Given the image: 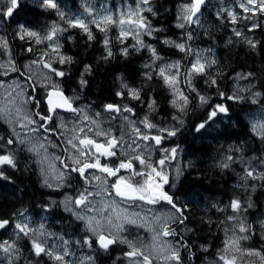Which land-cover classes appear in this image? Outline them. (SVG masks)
<instances>
[{
    "label": "trees",
    "instance_id": "trees-1",
    "mask_svg": "<svg viewBox=\"0 0 264 264\" xmlns=\"http://www.w3.org/2000/svg\"><path fill=\"white\" fill-rule=\"evenodd\" d=\"M237 1L207 0L198 22L179 28V9L190 0H151L152 11H145L144 15L158 31L141 34L140 39L155 48L159 58L147 47L137 45L132 37L123 42L115 26H108V31L102 32L91 23L89 30L93 39H89L83 29L69 27L67 21L83 11L79 0H56L58 10L42 7L37 0H21L11 17L0 20V33L5 36L7 49L20 71L47 51L46 44L37 43L35 38L24 36L21 39V27L39 33H46L53 25L67 29L57 33V41L61 53L65 58L70 57L71 62L60 65L57 59L53 63L65 73L60 78L61 89L67 95L77 94L83 102L102 112L106 111L107 104L121 103L138 117L148 115L149 111L156 114L154 120L165 117L172 121L175 113L171 107L172 94L159 68L162 62L178 61L184 76L192 60L201 58L205 71L192 79L195 98L183 117L179 133L172 139V143L183 149L185 166L174 187V200L182 209L184 220L170 224L175 235L167 238L179 249L182 264H205L210 259H219L222 254L228 256L224 250L226 229L234 221L228 219L230 216L248 226L249 230L244 232L247 239L243 241L246 250L259 252L264 257V179L246 178V170H254L257 177L264 173V139L254 134L250 123L253 113L264 114V13L251 14L243 10V15L235 14L233 22L229 8ZM5 3L6 0H0V7ZM58 11L66 14L63 19ZM105 38L109 41L107 46ZM248 41L254 42L255 47ZM175 44H184L186 50L181 51ZM125 48L127 55L123 52ZM109 50L111 57H108ZM239 73L249 77L259 89V96L235 89ZM81 80L86 83L82 85ZM125 84L137 90L140 98L128 95ZM29 85V94L40 101L38 107L31 102L32 109L47 115L44 89L34 81ZM188 89L186 91L191 93ZM118 92L123 95L118 96ZM200 96L206 97L207 103H201ZM230 96L236 98L228 99ZM218 104L227 107L228 112L219 113L197 132V126L207 120ZM52 129L56 131L57 126ZM0 133L5 136L0 139V154L11 151L17 161L15 169L8 166L0 169L4 172V177H0V220L12 222L11 228L2 233L0 242L15 241L19 258L14 259L13 264H61L44 254L36 256L33 251V240L45 241L43 245L48 249L44 235L49 232L57 241L61 240L60 244L67 242L68 257L76 256L75 261L81 259V264H113L115 257L130 250L128 245L119 243L111 245L107 251L100 249L82 221L62 210L60 205L51 203L54 199L45 190L35 158L16 142L6 144L11 137L8 126L1 120ZM114 161L119 165L124 160ZM100 162L109 165L108 159H100ZM116 162L111 165L118 166ZM225 163L228 167H223ZM233 200L240 201V211L231 209ZM18 220L28 223L29 229L41 225L43 228L40 227L39 234L29 231L28 236L17 235L19 230L14 224ZM41 232L39 240L36 236ZM85 240L92 241L91 247ZM0 264H9L3 252H0ZM254 264H264V259Z\"/></svg>",
    "mask_w": 264,
    "mask_h": 264
},
{
    "label": "snow or ice",
    "instance_id": "snow-or-ice-1",
    "mask_svg": "<svg viewBox=\"0 0 264 264\" xmlns=\"http://www.w3.org/2000/svg\"><path fill=\"white\" fill-rule=\"evenodd\" d=\"M21 0H6V3L3 5V7H0V20L11 17L13 15V12L20 6ZM204 3V0H190L188 4H185L182 6L180 10V15L178 16V20L181 22L177 24V27L184 28L186 24H192L198 22L197 13L200 11L201 5ZM141 5H150V0H139V3L137 4V7L135 9H129L127 12H121L118 17L114 16L113 14H104L99 17V19H93L92 23L96 24V27L102 31L106 32L108 31V26H118L120 28V35L121 37H127L129 33L131 32L134 38L137 40V44L140 45V47H147L153 54V56L158 57V54L156 53L155 48H153L151 45H145L143 40H141L139 37L141 35V32L143 31L146 35H151L153 32L158 31V29L152 28L150 22L147 20V18L143 15V9ZM41 6L45 8H51V9H57L58 10V4L56 0H41ZM240 7L245 11L249 12L252 11L255 13L256 11H260L264 13V0H246V3H241ZM147 11L151 12L152 8L149 6ZM88 14L91 16L93 14L92 9H87ZM58 14L61 16V18H64V13L59 12ZM230 16H232L233 22H235L236 16L233 13H229ZM69 27H79L83 29L85 32L88 33L89 39H93V36L91 34V31L89 30L88 25L85 23L83 19L80 18H73L67 21ZM127 26V27H126ZM67 29H60L57 26L53 25L50 31L45 34L43 37L35 31H31L28 29H25L21 27V39L24 38V36L28 37H35L37 43H41L43 40L53 41L56 38V35L60 31H66ZM237 35H240L239 32L236 33ZM189 38L191 36L189 35ZM105 45L107 46L109 41L107 38L104 40ZM165 43H170L169 41H165ZM249 44H251L253 47H255V43L252 41H248ZM4 46H7V41H4ZM175 47L179 48L181 51H185V45L184 44H175ZM59 45L57 44L53 51L56 52ZM31 51V49H29ZM123 52L125 55H127V48L123 49ZM59 54V53H58ZM44 55H47L46 53ZM112 56L111 50L108 51V57ZM65 62H71V58H65L64 56H60L59 63H65ZM33 63H43V67L49 69V71L54 74L55 76L63 77L65 75L64 72L58 71L56 68L52 67L51 63L41 61H33ZM214 63V61H213ZM176 65H167L165 68L160 69V76L164 79L165 83L172 87L175 92H177L178 98L181 100V103L177 105L176 100H173L174 106H178L181 111L184 110V105L188 103V97L183 94V92H180L179 89L175 87L177 83L176 74L174 73H168L166 71L167 68H174ZM15 71V68L13 69ZM205 71V65L201 63V60L197 58L195 60V63L192 64L191 72L193 74H199L203 73ZM151 77L149 76V79ZM45 79H48L47 77ZM86 81L81 80V84H85ZM213 84H215V80L212 81ZM2 86V85H0ZM42 87L47 89V94L45 97V102L47 104V115H42L40 112H36L35 116L39 118V121L34 119L31 115H29L27 112H24L22 106H17L15 108L16 117L18 118L17 122L19 123V126L21 128H28L29 125H34V127L30 128V131L33 133L39 132L40 129H43L45 132L54 131L47 127V123L50 122L53 119V114L56 113L57 109H67L69 111H72L73 113L82 112V109H77L72 107L71 100L66 97L63 93V91L59 88L58 84L56 83H50V84H44ZM124 88L128 89V95H130L133 99H139V93L135 89L128 88V85H123ZM33 91H36V86H32ZM195 91V89H193ZM11 95V93H9ZM18 95H22V93H18ZM118 96L123 95V93L118 92ZM223 95V93H221ZM256 95H259L257 93ZM236 97H228V99H235ZM201 103H207V98L204 96L199 97ZM30 102H34L35 105L38 107L40 101L36 99L35 96L29 94L27 99H24L21 101V105H26ZM255 102V101H253ZM106 111L113 112V113H119L121 111L123 112H132L131 108H123L119 105L114 104H107L105 105ZM228 109L224 105H215L212 110L210 111L208 118L205 122L199 124L196 128V131L199 132L201 129H204L209 121H212L219 113H227ZM99 115V113H97ZM0 119L6 120L8 123L13 122V116L11 109H0ZM84 119H88L87 116L84 117ZM127 119V117H125ZM20 120L26 121V123L19 122ZM95 123V121H93ZM142 123L145 125L146 128L152 129L156 127L154 124L148 121L147 118L142 121ZM63 127V125H61ZM254 130H259L262 139H264V124L259 125H253ZM75 130V129H74ZM91 131V129H89ZM137 133V137L143 141H155V144L160 145L162 142L163 137L160 135H149L145 133H141L139 128L135 129ZM161 131H166L168 136H174L176 135V130H167L162 129ZM80 133L84 132L83 128L79 129ZM96 136H105L107 137V141L105 144L98 143L96 140L89 138L87 135H84L83 138L80 136H75L73 139H70L67 141L69 145H71L72 149L75 150L77 153L76 156L72 157L73 162L77 167L70 168L71 171L79 173V175L84 178L85 182H89L88 178L85 176V171L87 169H99L100 172L106 173L107 176H117V174L120 172L121 169H133V160L139 161V164L143 166L144 169H148L149 171H135L133 169V178L125 179L123 176H118L117 180L111 185L112 189L114 190L115 196L120 197L121 199L135 202V201H143L149 205H156L161 202H166L168 205L171 206L172 209L175 210V213L177 215V220L179 223H183L184 216L183 211L181 208L177 207V204L173 198L172 195H169L168 192L164 191V185L169 183L168 175L164 171V166L166 162L169 160L175 158L177 149L172 148L171 150L163 149L165 155L163 158H161L159 161H157L155 164L149 163L148 160L143 155V149L141 150L140 154L135 155L131 159L127 161H121L119 166L117 168H112L108 166L107 164H101L99 156H105V157H111L115 156L116 152L114 151L115 148H118L121 144V140H117L115 137L110 136L109 132L104 131H96ZM0 139H3L0 137ZM74 141H78V143H74ZM15 141L11 138H9L6 141L7 145H12ZM20 143H24L23 140L20 141ZM136 141L133 140V144H135ZM131 147V145H129ZM139 147V145H137ZM45 145L43 143L33 144L28 151L34 152L37 155H39V149H44ZM95 149V152L98 153L94 159V162L90 159L92 156V149ZM80 157H84L83 160L80 159ZM59 159V157H57ZM229 160L232 159V157H228ZM4 166L11 167L15 169L17 167V161L15 159L14 154L11 151H8L4 154H0V169H2ZM65 167H69V165L65 164ZM223 167H228V164H223ZM63 174H61L62 176ZM141 177L142 180H135L134 177ZM0 177H4V172L0 170ZM250 177L253 179L261 178L264 179V173L261 174L260 177H257L254 174V170H246V178ZM6 178V177H5ZM94 179L97 181H100L102 178L100 176H94ZM45 184L48 187H51L52 185L48 183V180L45 179ZM104 183H107L106 179L103 181ZM105 191H107L105 189ZM109 195H112L111 192L108 193ZM93 195L90 192H82L79 194V197L72 200L71 203L75 206H87L91 204V201L88 199L89 196ZM96 195H99V193H96ZM233 212H238L241 210L242 205L239 200H233L230 205ZM68 211H72V208H67ZM91 210V209H89ZM23 215V213H21ZM79 219H84V217H78ZM121 217L117 215L116 220L119 221ZM157 220H160V217H156ZM229 220H236V217L230 216L228 217ZM107 224L110 226V228L115 229L116 232L113 233L112 231H108L107 234H105L103 230V225L101 224L100 220L95 219L94 217H90L87 219V227L88 230L95 235L96 240L94 241L99 245V248L107 251L109 247L116 243H124L128 245V248L130 249L128 252L125 253V256L129 258L131 261V264H153L152 258L150 255H146L143 251V246L138 245L134 243L133 241H129L124 237H121L117 235V233L124 231V225L123 223H117L113 220L111 216L106 217ZM124 220L127 221V223L135 224V219H128L127 217H124ZM239 231L241 233L247 232L248 226H246L242 221H237ZM9 224L8 220H0V228H5ZM16 229L19 230L17 235L22 233L24 236H28L29 231H32L34 234L37 230L35 229H29L28 223H17L15 225ZM41 229L43 228V225L40 226ZM151 230V229H150ZM154 231V235L152 236V245L151 247L153 250L159 249V252L161 254V257L163 261L166 262V264H182L179 249L174 248L171 244L167 242V240H162L161 238H166L169 236L175 235V231L170 227L167 221H164L159 230H152ZM43 235V232L40 233ZM240 239H247V237H239L236 239H230L229 241L225 242V253H227L229 250H236L240 251L236 245L238 244V241ZM86 244H88L91 247L92 241L85 240ZM181 247H184V245H181ZM32 248L36 256H40L41 254L47 255L56 261L63 262L64 256L68 255L66 251L63 254H57L53 252L52 250H49L45 248L43 243L38 242L37 240L32 241ZM18 248L16 246L15 241L12 243H9L7 240L0 242V252H3L7 254V258L9 261V264H13L14 259H18ZM249 256H260L259 252L249 250L246 253ZM142 258V259H141ZM264 259V257H261ZM89 260H92V257L88 258ZM219 259L223 262V264H235L236 257L233 256L231 259L227 257L226 254L220 255Z\"/></svg>",
    "mask_w": 264,
    "mask_h": 264
},
{
    "label": "rangeland",
    "instance_id": "rangeland-1",
    "mask_svg": "<svg viewBox=\"0 0 264 264\" xmlns=\"http://www.w3.org/2000/svg\"><path fill=\"white\" fill-rule=\"evenodd\" d=\"M39 3H41V0H37ZM139 3V0H79V5L81 8H83V11L75 14V18H80L85 21V23L90 26L93 19H99L101 15L104 14H113L114 16L118 17L121 12H127L129 9H135L137 7V4ZM241 3H246V0H239L238 3L233 5V7L229 8V11L233 14L239 13V15H243L245 12H243V9L240 7ZM150 5H141L144 11H147L146 9ZM183 6V5H182ZM182 6L179 9V15L180 10ZM91 8L93 14L90 16L88 14L87 9ZM143 11V13H144ZM251 14H253L252 11H249ZM257 12V11H256ZM66 14H64L65 16ZM144 15V14H143ZM145 16V15H144ZM147 20L150 22V19L148 16H145ZM179 22H181L179 20ZM127 27V26H126ZM52 28V27H51ZM50 28V29H51ZM50 29L46 33H39L41 37H43L45 34H47ZM115 31L117 35L119 34L120 28L118 26H115ZM142 36L144 35L143 31L141 32ZM146 35V34H145ZM127 37H132L133 40L135 39L132 33L130 32ZM127 37H122V41L125 42V39ZM35 37H30V39H33ZM57 35L56 38L53 41L43 40L41 43L46 44L47 51L46 54H42L40 59L36 61L43 60L44 62L51 63L52 67L53 63L58 59L60 60V56H64L60 51V44L57 41ZM140 38V37H139ZM36 39V38H35ZM136 40V39H135ZM5 36L0 33V48L3 51V57L0 58V109H11L12 116H13V122L8 123L4 119H0L4 124L8 126L9 130V136L22 148L28 150L33 144L43 143L45 145L44 149H39V155H37L34 152L28 151L29 154H32L37 160L38 169L41 174V180L43 185L45 186V179L48 180V183L52 184H58L61 183L63 186L67 185H73L75 184L78 189L82 192L92 193L93 195L89 196L88 199L91 201V204L87 206H75L71 203L73 198L70 194H68L67 198L62 200L63 207L66 209L67 212L73 213V216L77 219L78 217H84V219H79L82 222H84V225L87 229V232L89 235L92 236V238H95V235L91 231L88 230L87 227V219L90 217H94L97 220L101 221V224L103 225V230L105 234H107L108 231H112L113 233L116 232L115 229L110 228V226L107 224L106 217L111 216L113 220L117 223H123L124 225V231L117 233V235L126 238L129 241H133L134 243L138 245L143 246V251L146 255H150L152 258L153 264H166L165 261H163L161 254L159 252V249L153 250L151 247L153 241L152 236L154 235V231L152 230H159L161 225L164 221H167L168 224H172L177 221V215L175 211L168 210V209H161V208H152L149 204L143 202V201H135L130 202L124 199H121L118 196H115V193L112 195H109V192L112 191V187L107 181V183H104L103 181L106 179L105 175H102L103 179L100 181H97L94 179L93 175H90V171L94 169H87L85 171V176L88 178L89 182H85L84 178H82L79 173L71 171L70 168L77 167V165L74 164L72 157L76 156L77 153L74 149H72L71 145L67 143L68 140L73 139L75 136H80L83 138L84 135H87L89 138H92L96 140L98 143L105 144L107 141V137L101 135L96 136V131H104L109 132L110 136L115 137L117 140H121V149L125 150V152L133 151V149H137L138 151H141L143 149L142 146H140L139 143L133 144L134 140V129H136V126L131 125V122L128 120L129 116L126 115V112L121 111V117H115L113 118V121L116 119L115 122V128H107L105 125H109L110 122H108V116L105 112L99 111L98 108L86 107L82 106V112H80L76 117H66V116H58L54 124L57 126V130L55 131H49L45 132L44 130L40 129L39 132L33 133L30 131V128L34 127V125H29L28 128H21L19 126V123L17 122L18 118L16 117L15 108L17 106H22L24 112H27L29 115H31L34 119L39 121V118L35 116L34 111L32 109L33 104L31 105V102L26 105H21V101L24 99H27L29 96V82L34 81L35 85L40 86L42 89V85L44 84H50V83H56L58 86H61L60 82V76H55L52 74L49 69L43 67V63H33V61H30L26 65V69L19 70V68L14 63V57L10 53V51L7 49V46H4ZM137 41V40H136ZM133 43V42H132ZM59 45L56 52L53 51V48L56 45ZM138 45V44H137ZM133 47L135 45L133 44ZM59 53V54H58ZM62 63H60L61 65ZM167 65H176L171 63L164 64L159 68V71L161 68H165ZM15 68V71L13 70ZM55 68V67H54ZM58 71L59 68H56ZM166 71L168 73H174L176 74L177 83L175 87L179 89L180 92H183L185 96L188 97V100L190 97L193 98V95H189L185 92L183 88V81L180 75V70H178L177 67L174 68H167ZM24 74V75H23ZM191 71L187 73L185 78L186 88L189 87V89L193 90L194 86L192 84V75ZM48 79H45V78ZM4 78V80H2ZM237 86H235V89L238 91L248 92V93H257L259 91L258 88L255 87V85L249 80V77L245 74L239 73L236 77ZM172 97L174 100H176L177 105L181 103V100L178 98V93L173 90L172 87H169ZM46 89V88H45ZM47 90V89H46ZM44 91V90H43ZM11 93V95H9ZM18 93H22V95H18ZM196 94V93H195ZM253 95V94H252ZM77 97V96H75ZM78 98V97H77ZM84 105V104H83ZM121 107V109L125 108V105L117 104ZM178 110L173 108V111L175 112L173 114V122L167 125H159L161 128H167L174 124L175 120L180 121V123H183V117L187 115V106H184V110L181 111L178 106H174ZM97 113H99V118H96ZM150 114L149 116L153 115L151 112L148 111ZM118 115V113H117ZM87 116L88 119H84V117ZM178 116V118H177ZM127 117V119H125ZM262 112L257 111L251 116V123L252 125H259L264 124V119L262 120ZM177 118V119H176ZM95 121V123H93ZM21 123H26V121L20 120ZM113 123V122H111ZM63 125V127L61 126ZM48 127V123H47ZM49 129L53 130L52 127H48ZM83 128L84 132L80 133L79 129ZM75 129V130H74ZM91 129V131H89ZM0 137L5 138V136L0 133ZM3 140V139H2ZM23 140L24 143H20V141ZM140 142V140H139ZM74 143H78V141H74ZM141 143V142H140ZM131 145V147H129ZM139 145V147H137ZM95 149H92V156L90 159L94 162L93 156L95 154ZM97 154V153H96ZM59 157V159H57ZM62 157V159H60ZM81 160L84 159V157H80ZM65 164L69 165V167H65ZM61 174H63L61 176ZM97 176V175H96ZM101 177V175H100ZM142 180V179H141ZM105 189L107 191H105ZM96 193H99V195H96ZM79 196L75 197L78 198ZM54 204V202H53ZM67 208H72V211H68ZM91 209V210H89ZM117 215L121 217L119 221L116 220ZM124 217H127L128 219H135L136 223L131 224L127 223L126 220H124ZM156 217H160V220H157ZM237 221H240V219L234 220L230 225H228L226 229V241H229L230 239H236L239 237H245V233H241L239 231L238 223ZM31 228V227H30ZM35 230L40 231V227L36 226L34 227ZM151 229V230H150ZM36 231V232H37ZM46 234V233H44ZM46 240L48 239L47 245L49 246L48 249L52 250L53 252L57 254H63L65 251L67 253L70 252V247L67 242H64L63 244H60V241H57L55 238H53V233H47L44 235ZM41 234L36 236L39 240H41ZM53 238V239H52ZM162 240H167L169 244H171L174 248H177L173 241L168 240L167 238H161ZM244 239H240L238 241V244L236 247L241 249L240 251L236 250H229L228 251V258L231 259L233 256L236 257L235 264H254V262L261 261V256H249L247 255V250L245 248V245L243 243ZM45 241H42L44 243ZM121 245H127L124 243H119ZM68 255L64 256V261L60 262L61 264H81V259L79 261L76 260L75 257H68ZM113 264H131V261L128 257L124 255L119 254L118 257L114 258ZM142 259V258H141ZM56 261V260H55ZM83 261V260H82ZM205 264H223V262L220 259H210Z\"/></svg>",
    "mask_w": 264,
    "mask_h": 264
},
{
    "label": "flooded vegetation",
    "instance_id": "flooded-vegetation-1",
    "mask_svg": "<svg viewBox=\"0 0 264 264\" xmlns=\"http://www.w3.org/2000/svg\"><path fill=\"white\" fill-rule=\"evenodd\" d=\"M81 103V102H79ZM79 104H77L78 106ZM134 115L133 116V119H130L134 124L136 122H140V120L138 119V116L132 112ZM127 114L130 115V113L128 112ZM147 114V113H146ZM150 114H148L147 116H149ZM154 115L156 114H153L151 116H149L150 120H151V123L154 124L156 127L152 128V129H148L145 127V125L143 123L140 122V129H141V132L143 133L144 131V128H146L145 130L147 132H150V131H154L155 129H159V125L163 126V125H167V124H170L172 121L170 120H165L164 118L165 117H160V118H157L156 120H154ZM58 116H66V115H63V114H60V113H57L56 115H53V117H55V119L58 117ZM109 118H108V122L109 125H105L107 126L108 128H115V125L113 123H111L112 121V117H115V114H108L107 115ZM96 118H99L98 115H96ZM144 120V119H143ZM43 130V129H42ZM160 130H162V128H160ZM146 131L144 132L146 134ZM155 133H159L160 136L163 137L162 139V142L160 144L159 147H155L154 151L152 152H144V156L145 158L148 160L149 163H152V164H155L157 161H159L161 158H163V156L165 155L163 149H168V150H171L172 148H176L177 149V146L171 142L172 138L175 136H168L167 135V132L166 131H160V132H154L153 135ZM138 139V138H136ZM146 143H148V141H145ZM119 147L118 148H115L114 151L116 152V155L115 156H111V157H108V158H116V159H119V158H123L124 161H127L129 159H131L130 157H126L124 152H121V151H118ZM133 154H136V151H132ZM96 154V153H95ZM137 154H140V152L137 151ZM96 155H99L98 153ZM135 155L131 156V157H134ZM101 157V156H99ZM104 158H107L105 156H102ZM60 159H62V157H60ZM118 165V164H117ZM119 166V165H118ZM118 166H115V167H112V168H117ZM185 166V164H184ZM181 165H180V156H179V153H178V149H177V153H176V156L175 158L169 160L168 162H166L165 166H164V171L165 173L168 175V179H169V183L168 184H165L164 185V191L168 192L169 195H172L173 198L175 196V190H174V187L176 184H178L179 180H180V177H181ZM133 169L135 171H147V169H144L142 165L139 164V161L137 160H133ZM133 169H121L120 172L117 174V176H107L106 173H102L103 175H106L105 178L106 180L109 182L110 185H112L116 180H117V177L118 176H123L125 179H129V178H133ZM184 170V168H183ZM100 172V171H99ZM130 175V177H128ZM135 180H141L142 178L141 177H134ZM52 186L51 187H48L46 184L44 187H46V191L49 192V197L51 198H59V197H64L66 198L68 196L69 193H71V196L72 198H75L77 196H79V194L81 193V190L78 189V187H76L75 184L73 185H69L70 188L67 186L65 188H56V184H51ZM112 194H114V190L112 189ZM152 208L156 209V208H165V209H168V210H172V211H175L174 209L171 208L170 205H168L166 202H161V203H158L156 205H150Z\"/></svg>",
    "mask_w": 264,
    "mask_h": 264
},
{
    "label": "water",
    "instance_id": "water-1",
    "mask_svg": "<svg viewBox=\"0 0 264 264\" xmlns=\"http://www.w3.org/2000/svg\"><path fill=\"white\" fill-rule=\"evenodd\" d=\"M206 1L207 0H204V3L201 5V7H200V10H201V8H202V6L206 3ZM66 97H68L66 94H64ZM72 107L74 108V105H73V103H72ZM57 111H62V112H65V113H73L72 111H69V110H67V109H57ZM9 221V224L7 225V226H5V228H0V236H1V234H2V232L6 229V228H8L10 225H11V221L10 220H8Z\"/></svg>",
    "mask_w": 264,
    "mask_h": 264
},
{
    "label": "bare ground",
    "instance_id": "bare-ground-1",
    "mask_svg": "<svg viewBox=\"0 0 264 264\" xmlns=\"http://www.w3.org/2000/svg\"><path fill=\"white\" fill-rule=\"evenodd\" d=\"M178 22H179V20H178ZM81 103H83L84 105H85V103L80 99L79 100ZM41 178V177H40ZM42 179V178H41ZM42 181V180H41ZM70 195H71V193H69ZM59 205H60V208L62 209V210H64L65 212H67L66 211V209L63 207V204H62V201L59 203ZM53 259V258H52ZM54 260V259H53Z\"/></svg>",
    "mask_w": 264,
    "mask_h": 264
}]
</instances>
